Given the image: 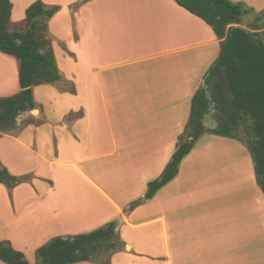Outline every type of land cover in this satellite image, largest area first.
I'll return each instance as SVG.
<instances>
[{
    "label": "crops",
    "instance_id": "1",
    "mask_svg": "<svg viewBox=\"0 0 264 264\" xmlns=\"http://www.w3.org/2000/svg\"><path fill=\"white\" fill-rule=\"evenodd\" d=\"M35 1L10 0V23L25 21ZM40 1L60 7L48 30L67 51L51 43L61 80L32 87L34 108L0 137L2 166L32 176L7 190L11 208L0 225L11 246L35 255L47 240L113 222L119 245L110 264H264L263 194L236 139L202 135L174 180L128 210L177 148L189 120L181 106L220 52L212 29L173 0ZM15 60L0 53V99L20 91ZM35 87L51 109L37 105ZM213 114L204 120L210 129ZM57 121L62 128H53Z\"/></svg>",
    "mask_w": 264,
    "mask_h": 264
},
{
    "label": "trees",
    "instance_id": "2",
    "mask_svg": "<svg viewBox=\"0 0 264 264\" xmlns=\"http://www.w3.org/2000/svg\"><path fill=\"white\" fill-rule=\"evenodd\" d=\"M173 1L212 29L220 40V52L207 71L204 86L191 99L189 120L177 137L175 152L161 175L147 184L143 199L133 202L128 210L151 200L174 180L181 161L206 133L236 139L247 148L264 201V11L230 0ZM11 8L10 0H0V53L18 61L20 91L0 99V137L12 133L18 116L34 108L32 87L61 80L48 30L49 20L60 7L33 2L25 10L21 29L10 28ZM250 14L251 21L242 27L243 18ZM211 109L218 124L214 129L204 124ZM31 181L29 174L12 176L0 163V184L7 190ZM118 245L115 224L110 222L90 233L51 239L35 251L36 264H110ZM0 262L29 264L9 242L0 243Z\"/></svg>",
    "mask_w": 264,
    "mask_h": 264
},
{
    "label": "rangeland",
    "instance_id": "3",
    "mask_svg": "<svg viewBox=\"0 0 264 264\" xmlns=\"http://www.w3.org/2000/svg\"><path fill=\"white\" fill-rule=\"evenodd\" d=\"M79 1H82L83 3H86L89 0H79ZM238 1L239 0H233L232 2H238ZM244 1L251 3V6H253V8L256 9V10H257V7H261V8L263 7L264 8V0H244ZM82 2L75 3L74 5H72V12L78 11L79 8L82 6V4H81ZM70 17H71V19L74 22V18H72V14H70L69 18ZM251 19H252V14H250L248 16H245L243 18V21H242V27H245L246 28V25L251 21ZM10 25H11L10 26L11 29H21L24 26V19H20L19 21H15V22L11 21V24ZM67 27H68V24L66 26V29H67ZM72 28L75 29V25ZM62 34L64 35L63 32H62ZM65 35H67V34H65ZM49 36H50L51 43H53V44H59L60 45V48L63 51H67V49H66V43H67L66 40H61L58 36L52 34L51 32H49ZM15 61H17V60H15ZM58 61H59V58H58ZM69 87L67 86L66 88L67 89H70ZM43 89H44L43 87H35L33 89L34 90V94H35V100H36L37 105H39L40 108H43L45 110H49V109L52 108L51 101L48 100V99H46V98H44V96H43ZM189 106H190L189 103L187 105H182L181 106L182 113H183V116H185L184 118H185L186 121L188 119ZM213 115L215 116V113ZM77 116H78V114L71 116V118H75ZM52 121H54V120H52ZM54 122H56V121H54ZM66 124H69V123L67 122ZM46 125L49 126V127H53L52 124H49V123L48 124H42L40 126L43 128ZM69 125H71V124H69ZM62 127H63V124L61 122L57 121V124H54V127L53 128H62ZM1 191H3V193H1ZM9 194H10V192L7 191L6 188H2V190H0V217L1 218L3 217L2 219H4V214L11 208V205H10V195ZM1 213H3V216H2ZM10 234H11L10 232H8L7 230H5L0 225V243L9 242L13 246L16 247L17 246V243H15L13 241V239L10 236ZM73 236H75V235H73ZM68 237H70V236H68ZM46 242H48V240ZM45 243H42L41 245H43ZM16 248H18V246ZM23 253L25 254V257H26V259H27V261H28L29 264H36V258H35V255H34V251L33 250H31L30 248L23 249ZM108 256H109V253L105 254L103 257H104V259H107ZM0 264H3V263L0 262Z\"/></svg>",
    "mask_w": 264,
    "mask_h": 264
}]
</instances>
